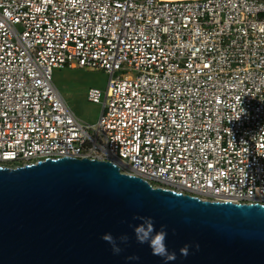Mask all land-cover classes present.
<instances>
[{
    "label": "built area",
    "instance_id": "2783aa9c",
    "mask_svg": "<svg viewBox=\"0 0 264 264\" xmlns=\"http://www.w3.org/2000/svg\"><path fill=\"white\" fill-rule=\"evenodd\" d=\"M55 69L108 75L95 125ZM61 158L264 206V0H0V167Z\"/></svg>",
    "mask_w": 264,
    "mask_h": 264
},
{
    "label": "water",
    "instance_id": "95a60500",
    "mask_svg": "<svg viewBox=\"0 0 264 264\" xmlns=\"http://www.w3.org/2000/svg\"><path fill=\"white\" fill-rule=\"evenodd\" d=\"M140 218L167 232L165 244L176 255L168 264H264L263 205L152 188L107 161L0 167V264H163L136 242ZM105 234L129 240L117 239L122 251L114 254Z\"/></svg>",
    "mask_w": 264,
    "mask_h": 264
},
{
    "label": "rangeland",
    "instance_id": "374dc122",
    "mask_svg": "<svg viewBox=\"0 0 264 264\" xmlns=\"http://www.w3.org/2000/svg\"><path fill=\"white\" fill-rule=\"evenodd\" d=\"M53 83L59 94L76 118L87 125H95L101 113V106L88 103L89 88L100 90L102 99L108 83V75L100 71L53 70Z\"/></svg>",
    "mask_w": 264,
    "mask_h": 264
},
{
    "label": "clouds",
    "instance_id": "9594fccd",
    "mask_svg": "<svg viewBox=\"0 0 264 264\" xmlns=\"http://www.w3.org/2000/svg\"><path fill=\"white\" fill-rule=\"evenodd\" d=\"M140 219L143 222L133 228V234L136 238V242L141 245L147 244L151 249L152 255L162 258L163 264H168L169 261H174L176 259V255L175 253L169 252L167 249L165 244L167 232L163 229V226H161L159 231H156L151 218ZM102 239L111 245L114 254H119L122 251V248L118 245L117 239L119 244L127 245L129 237L125 234L119 236L117 239H114L111 234H105L102 236ZM180 252L182 255L186 256L188 254L187 246L182 248Z\"/></svg>",
    "mask_w": 264,
    "mask_h": 264
}]
</instances>
